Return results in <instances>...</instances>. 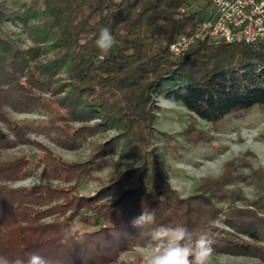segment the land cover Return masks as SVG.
Returning <instances> with one entry per match:
<instances>
[{"label":"trees","instance_id":"trees-1","mask_svg":"<svg viewBox=\"0 0 264 264\" xmlns=\"http://www.w3.org/2000/svg\"><path fill=\"white\" fill-rule=\"evenodd\" d=\"M185 3L32 0L23 13L8 14L0 0V120L9 129V134L0 132V149L32 143L27 129L11 119L9 110L23 113L55 106L50 132L57 133L59 144L69 149L98 132L117 129L119 134L84 164L67 163L42 147L44 155L36 168L45 165L44 178L78 183L102 169L107 164L103 159L121 143L138 155L149 153L156 98L181 104L193 122L200 119L215 127L228 117L263 109L264 42L216 45L206 41L179 58L171 55L170 44L194 33L204 18L200 12L180 16ZM39 16L44 26L34 27V44L28 49L1 31L5 21L27 24ZM102 27L115 37L103 58L95 44ZM48 42L55 50L54 59L37 62ZM63 67L66 77L59 75ZM49 90L51 97H46ZM92 120L97 122L92 125ZM70 121L82 125L71 127ZM183 136L196 145L209 139L194 125ZM243 163L240 158L228 163L222 176L205 180L201 193L182 198L157 154L144 167L123 174L90 197L75 194L76 185L47 182L15 188L32 161L24 155L0 161V256L26 261L35 253L49 264H126L120 263L121 254L146 248L155 228L183 224L193 233L209 231L213 253L253 256L264 263V217L236 209L222 214L216 205L239 197L224 188L238 180L233 173ZM252 171L264 176V170ZM129 182L133 187L127 188ZM143 211H154L156 222L134 227L132 221ZM223 216L227 229L216 223ZM69 234L67 243H61Z\"/></svg>","mask_w":264,"mask_h":264},{"label":"rangeland","instance_id":"rangeland-1","mask_svg":"<svg viewBox=\"0 0 264 264\" xmlns=\"http://www.w3.org/2000/svg\"><path fill=\"white\" fill-rule=\"evenodd\" d=\"M1 1H4L8 14L23 13L32 2V0ZM41 18L43 17H33L27 24L19 20H8L2 24L1 31L13 37L23 49H28L34 44V27L44 26ZM50 44L51 42H48L43 47L37 62L46 64L54 59L55 50L49 46ZM65 70V67L61 68L59 75L66 77ZM45 96L51 97V90L45 92ZM63 96L64 94H61L59 97ZM156 101V120L153 125L155 132L149 153L138 155L134 151L127 150L121 143L114 152L103 159L107 161V164L102 169L78 183L75 180L67 183L62 180H46L43 175L45 165L40 169L36 168L37 161L44 155L42 147L50 149L67 163L84 164L92 159L99 147L114 139L119 131L117 129L101 131L81 141L74 149L66 148L59 144L57 133L50 132L51 123L57 114L55 106L32 109L23 113L9 110L11 119L27 129L32 143L18 142L11 148L0 149V161L19 158L23 155L32 161L26 174L14 185L15 188H31L47 182L59 187L76 185L75 194L90 197L95 196L103 187L116 182L123 174L144 167L146 160L152 159L153 154H157L173 189L177 190L182 198H188L201 193L199 187L205 180L219 178L224 174L228 163L240 158L244 161L242 169L233 173L238 180L224 188L225 192L229 191L239 197H233V200L229 202H217L216 205L222 209V214L236 209L249 210L264 217V176L259 178L252 173V168L264 170V108H257L244 117H228L222 126L215 127L200 119L193 122L191 113L181 104H173L164 97L156 98ZM70 122L71 127L82 125L78 122ZM95 122L97 121L92 120L90 124L93 125ZM59 124L65 125L61 122ZM192 125L197 130L206 132L209 139L199 145L188 142L183 135L185 129ZM0 132L9 134L7 125L1 120ZM11 139H15L13 135ZM133 185V182H129L127 188ZM223 219L224 216L216 223L226 228L222 223ZM51 220L52 218H48V221ZM87 229L92 230L93 227ZM146 251L147 249L143 247L124 251L120 256V263L138 264L139 260L143 262ZM209 264L264 263L253 256L213 253Z\"/></svg>","mask_w":264,"mask_h":264},{"label":"built area","instance_id":"built-area-1","mask_svg":"<svg viewBox=\"0 0 264 264\" xmlns=\"http://www.w3.org/2000/svg\"><path fill=\"white\" fill-rule=\"evenodd\" d=\"M189 12H200L204 18L194 33L170 44L169 51L175 58L206 41L216 45L264 42V0H186L179 14Z\"/></svg>","mask_w":264,"mask_h":264},{"label":"clouds","instance_id":"clouds-1","mask_svg":"<svg viewBox=\"0 0 264 264\" xmlns=\"http://www.w3.org/2000/svg\"><path fill=\"white\" fill-rule=\"evenodd\" d=\"M115 43V37L108 27H102L95 41L100 50L101 58L108 54ZM154 211H143L132 221L134 227L154 224ZM70 234L61 243H67ZM213 240L209 231L193 233L183 224L174 226L161 225L152 232L151 242L146 245L143 264H209L213 254ZM0 264H49V261L39 254H29L27 260L15 257L0 256Z\"/></svg>","mask_w":264,"mask_h":264}]
</instances>
